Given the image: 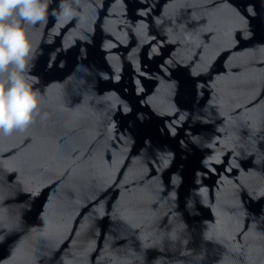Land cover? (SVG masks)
I'll return each mask as SVG.
<instances>
[{
  "label": "water",
  "instance_id": "obj_1",
  "mask_svg": "<svg viewBox=\"0 0 264 264\" xmlns=\"http://www.w3.org/2000/svg\"><path fill=\"white\" fill-rule=\"evenodd\" d=\"M253 16L264 0H48L39 115L0 135V264H264Z\"/></svg>",
  "mask_w": 264,
  "mask_h": 264
},
{
  "label": "clouds",
  "instance_id": "obj_2",
  "mask_svg": "<svg viewBox=\"0 0 264 264\" xmlns=\"http://www.w3.org/2000/svg\"><path fill=\"white\" fill-rule=\"evenodd\" d=\"M47 16L48 0H0V135L25 130L39 115L41 96L26 73L36 51L30 28ZM71 16L61 4L57 18Z\"/></svg>",
  "mask_w": 264,
  "mask_h": 264
},
{
  "label": "snow or ice",
  "instance_id": "obj_3",
  "mask_svg": "<svg viewBox=\"0 0 264 264\" xmlns=\"http://www.w3.org/2000/svg\"><path fill=\"white\" fill-rule=\"evenodd\" d=\"M250 15H252L251 13H249ZM253 23L257 26L260 27L262 25H264V19H262L259 16H253Z\"/></svg>",
  "mask_w": 264,
  "mask_h": 264
}]
</instances>
